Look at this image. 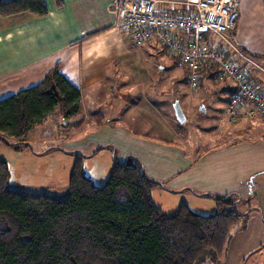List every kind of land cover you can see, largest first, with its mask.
Wrapping results in <instances>:
<instances>
[{
	"label": "crops",
	"instance_id": "1",
	"mask_svg": "<svg viewBox=\"0 0 264 264\" xmlns=\"http://www.w3.org/2000/svg\"><path fill=\"white\" fill-rule=\"evenodd\" d=\"M44 1L47 14L43 17L28 12L0 16V99L36 84L57 66L80 91L83 120L91 119V125L96 126L79 141L65 142L69 149L92 142L96 144L90 157L109 149L112 165L115 160L135 158L143 173L159 182L152 199L167 214H172L180 203L195 212L211 214L215 198L224 195L237 199V212L245 203L247 207L239 212L244 214L242 221L232 230L220 261L201 264H264V129L259 136H235L222 145L194 153L186 151L177 140L134 132L129 126L141 125L140 118L127 102L133 95L135 79L143 82L145 76L136 77L138 73L127 67L128 60L134 56V49L156 42L135 45L130 34L118 29L116 0H62L61 8L54 0ZM237 9L236 22L225 36L251 57L255 64L250 69L259 81L253 84L264 91V65L247 54L264 55V0H239ZM226 120L228 124L239 123L238 131L247 135L255 130L252 126L257 124L252 122L258 119H248L250 123L242 126L239 118L230 121L227 116ZM85 122L79 125L82 133L87 131ZM78 155L84 158L80 152ZM74 160L68 165L69 171ZM91 164L85 172L100 185L106 179L101 174H107L99 165ZM10 185L29 193L45 192Z\"/></svg>",
	"mask_w": 264,
	"mask_h": 264
},
{
	"label": "trees",
	"instance_id": "2",
	"mask_svg": "<svg viewBox=\"0 0 264 264\" xmlns=\"http://www.w3.org/2000/svg\"><path fill=\"white\" fill-rule=\"evenodd\" d=\"M54 4L61 8L63 1ZM20 12L43 17L45 1H0V16ZM216 73L214 67L200 71ZM56 107L64 117L76 114L80 91L54 66L36 84L0 99V138L25 136ZM71 153L76 158L67 192L61 195L12 187L8 166L0 160V264L218 262L244 216L235 210L237 199L231 195L215 198L211 214L195 212L185 203L167 214L152 199L159 182L148 178L135 158L115 160L105 182L97 185L86 174L79 152Z\"/></svg>",
	"mask_w": 264,
	"mask_h": 264
},
{
	"label": "rangeland",
	"instance_id": "3",
	"mask_svg": "<svg viewBox=\"0 0 264 264\" xmlns=\"http://www.w3.org/2000/svg\"><path fill=\"white\" fill-rule=\"evenodd\" d=\"M258 62L264 65V55L258 58ZM127 67L138 73L136 77L141 74L145 76L143 82L135 79L137 83L133 95L127 102L128 107L133 108L140 118L141 125L129 126L134 132L177 140L186 151L194 153L211 145H222L235 136H259L258 132L264 129V120L258 119L252 122L253 125L257 124L252 126L255 128L253 132L241 135L244 132L238 131L239 123L228 124L226 120V100L233 82L229 78L218 80L200 75L197 86L192 87L185 68L178 65L158 43L134 49V56L129 58ZM250 67H245L250 81L258 84L256 73ZM263 75L264 68H261ZM175 101L185 117L182 123L177 121L174 114ZM201 107L204 111L200 110ZM83 111L79 107L76 114L64 117L62 110L56 107L25 136H6V141L0 138V159L8 166L10 184L35 192H38L35 189H42L50 195L66 193L70 173L68 165L75 159L71 150H77L84 156V170H90L89 163H92L91 167L99 165L107 174L104 176L103 173L101 177L107 178L112 165L109 149H102L90 157L91 148L96 143L87 142L82 146L77 145L75 149H69L65 144L67 141L77 142L88 131L96 129V126L91 125L93 120H83ZM93 114L94 111L91 112ZM239 119L243 123L241 126L251 121L244 117ZM83 122L87 130L85 133L79 131V125ZM16 142H19L17 147L22 146L21 149L14 148L12 143ZM116 150H119L117 146ZM95 180L98 178L95 177ZM246 207L244 203L237 209L242 212Z\"/></svg>",
	"mask_w": 264,
	"mask_h": 264
},
{
	"label": "built area",
	"instance_id": "4",
	"mask_svg": "<svg viewBox=\"0 0 264 264\" xmlns=\"http://www.w3.org/2000/svg\"><path fill=\"white\" fill-rule=\"evenodd\" d=\"M238 1L116 0L114 9L118 29L130 34L135 45L160 44L187 70L192 87L203 67L216 68L218 80L229 78L233 88L227 100L228 120H264V91L245 69L255 63L225 36L236 22Z\"/></svg>",
	"mask_w": 264,
	"mask_h": 264
},
{
	"label": "water",
	"instance_id": "5",
	"mask_svg": "<svg viewBox=\"0 0 264 264\" xmlns=\"http://www.w3.org/2000/svg\"><path fill=\"white\" fill-rule=\"evenodd\" d=\"M173 109H174V114H175V117H176L177 121H178L179 123L184 122L185 117H184V115H183V113H182V110H181V108H180V106H179V104H178L177 101H175V102L173 103ZM200 110H201V111H204V109H203L202 107L200 108Z\"/></svg>",
	"mask_w": 264,
	"mask_h": 264
}]
</instances>
